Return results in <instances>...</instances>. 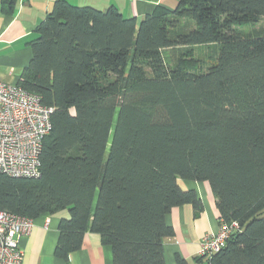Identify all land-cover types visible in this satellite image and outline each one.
I'll list each match as a JSON object with an SVG mask.
<instances>
[{"label":"trees","instance_id":"1","mask_svg":"<svg viewBox=\"0 0 264 264\" xmlns=\"http://www.w3.org/2000/svg\"><path fill=\"white\" fill-rule=\"evenodd\" d=\"M17 0H0L10 15ZM264 0H177L137 23L54 0L30 40L18 84L53 107L40 175L0 173V211L35 219L62 210L54 255L67 260L89 231L113 264H166V216L202 200L179 180L207 182L218 221H236L198 264H264ZM216 45L213 64L164 51ZM174 264H187L176 255Z\"/></svg>","mask_w":264,"mask_h":264},{"label":"crops","instance_id":"2","mask_svg":"<svg viewBox=\"0 0 264 264\" xmlns=\"http://www.w3.org/2000/svg\"><path fill=\"white\" fill-rule=\"evenodd\" d=\"M74 5H89L104 10L115 6L124 17H134L138 23L144 14L155 5L173 8L177 0H67ZM54 0H17L15 9L5 15L0 9V78L17 83L22 71L32 57L30 40L35 38V27L45 19ZM183 189L192 188L202 200L203 209L195 214L191 204L173 207L166 221L174 235L163 239V255L166 264H174L176 255L187 264H198L194 257L199 255L202 237L217 232L219 228L216 197L207 182L182 181ZM61 217H68V211L39 216L28 235H19L18 243L23 252L22 264H113L110 246L104 245L100 236L87 231L79 250L69 254L67 260L54 255L58 240V223Z\"/></svg>","mask_w":264,"mask_h":264},{"label":"built area","instance_id":"3","mask_svg":"<svg viewBox=\"0 0 264 264\" xmlns=\"http://www.w3.org/2000/svg\"><path fill=\"white\" fill-rule=\"evenodd\" d=\"M53 107L18 83L0 78V173L13 177L40 175V152L44 137L51 129ZM32 218L0 211V264H22L19 235H28ZM239 223H221L217 232L202 237L199 253L219 251Z\"/></svg>","mask_w":264,"mask_h":264},{"label":"rangeland","instance_id":"4","mask_svg":"<svg viewBox=\"0 0 264 264\" xmlns=\"http://www.w3.org/2000/svg\"><path fill=\"white\" fill-rule=\"evenodd\" d=\"M237 29L240 32H242L244 35L245 34L264 35V18H262L259 22H256L254 24L239 26L237 27ZM217 51L218 50L216 45H206L202 47H192V48L186 46V47H180L179 50L173 48L167 49L164 51V56L166 61H169L170 63L176 61L178 56L198 58L200 60V66L203 69H206L207 66L213 64L216 61ZM211 254L212 253H202V254L199 253V255H211Z\"/></svg>","mask_w":264,"mask_h":264}]
</instances>
